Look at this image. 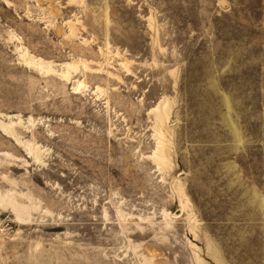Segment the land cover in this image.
Masks as SVG:
<instances>
[{
  "label": "rangeland",
  "instance_id": "rangeland-1",
  "mask_svg": "<svg viewBox=\"0 0 264 264\" xmlns=\"http://www.w3.org/2000/svg\"><path fill=\"white\" fill-rule=\"evenodd\" d=\"M197 259L264 264V0H0V264Z\"/></svg>",
  "mask_w": 264,
  "mask_h": 264
},
{
  "label": "bare ground",
  "instance_id": "bare-ground-1",
  "mask_svg": "<svg viewBox=\"0 0 264 264\" xmlns=\"http://www.w3.org/2000/svg\"><path fill=\"white\" fill-rule=\"evenodd\" d=\"M69 73V72H68ZM69 76V75H68ZM80 86H81V84H77V86L74 88V90H76V91H79V89H80ZM160 109V108H159ZM164 109V108H163ZM159 111V110H158ZM166 115V114H165ZM162 134V133H161ZM162 136V135H161ZM160 159H162V158H160ZM159 160V159H158ZM192 225V224H191ZM199 257V256H198ZM198 260V264H202L201 263V261H200V259H197Z\"/></svg>",
  "mask_w": 264,
  "mask_h": 264
}]
</instances>
